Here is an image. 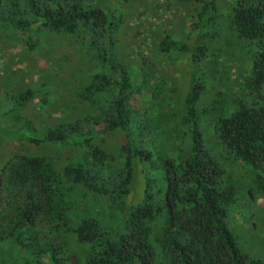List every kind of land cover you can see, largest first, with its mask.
I'll return each mask as SVG.
<instances>
[{"label": "trees", "instance_id": "1", "mask_svg": "<svg viewBox=\"0 0 264 264\" xmlns=\"http://www.w3.org/2000/svg\"><path fill=\"white\" fill-rule=\"evenodd\" d=\"M2 84L0 264H264V0H0Z\"/></svg>", "mask_w": 264, "mask_h": 264}, {"label": "rangeland", "instance_id": "2", "mask_svg": "<svg viewBox=\"0 0 264 264\" xmlns=\"http://www.w3.org/2000/svg\"><path fill=\"white\" fill-rule=\"evenodd\" d=\"M41 83L39 82V83H35L34 84V88L36 87L37 88V91L39 92L36 95V98H35V101H34L35 102V105H37V104L40 103V96L42 97V95L45 94V92L49 91L50 88H51L48 84L47 85H43ZM18 85H19V88H17V89H24V88H22L20 86V84H18ZM4 87H5L4 84H2L0 86V88H4ZM29 87L30 86H28L27 88H29ZM27 88H25V89H27ZM50 95L53 96V97H50L51 102H54L55 101L54 100V96L55 95L54 94H50ZM141 173H142V169H140V173L139 174H141ZM140 187H141V185H140ZM141 190H143V189L141 188ZM141 190H139V193L141 192ZM138 198L139 197L138 196H135V194L131 195V199L137 200ZM241 236H242L241 238H242V241L244 243L245 249L249 253V255H251L253 257H261V258H264V241H262L264 239L261 240V239L258 238V236L252 237V235L250 236V238H247L245 233H244V235L241 234Z\"/></svg>", "mask_w": 264, "mask_h": 264}]
</instances>
